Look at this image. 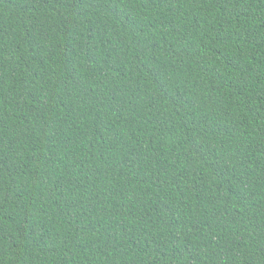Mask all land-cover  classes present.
Returning <instances> with one entry per match:
<instances>
[{
    "label": "trees",
    "instance_id": "1",
    "mask_svg": "<svg viewBox=\"0 0 264 264\" xmlns=\"http://www.w3.org/2000/svg\"><path fill=\"white\" fill-rule=\"evenodd\" d=\"M0 264H264V0H0Z\"/></svg>",
    "mask_w": 264,
    "mask_h": 264
}]
</instances>
